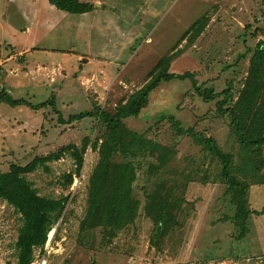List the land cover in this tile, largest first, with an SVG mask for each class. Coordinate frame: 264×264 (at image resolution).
I'll use <instances>...</instances> for the list:
<instances>
[{
	"label": "rangeland",
	"instance_id": "374dc122",
	"mask_svg": "<svg viewBox=\"0 0 264 264\" xmlns=\"http://www.w3.org/2000/svg\"><path fill=\"white\" fill-rule=\"evenodd\" d=\"M100 1L97 14L80 17L55 7L49 10L52 5L48 0H38L31 13L17 11L19 4L28 0H0V90L4 88L14 100L24 99L32 105L51 102L39 110L0 104V173L7 172L11 164L26 165L37 156L69 145L81 147L85 138L93 141L102 137L105 130L97 118L65 124L59 117L67 122L73 115L96 108L114 113L146 83L156 63L175 46L170 72H191L197 85L215 92L232 85L237 93L249 67L250 55L244 54L264 43V0ZM200 18L206 23L202 33L192 41H181ZM27 28L29 33H23ZM25 47L30 49L28 62L46 65L55 61L64 67L65 76L55 75L54 84L37 88L32 81L37 73L24 70L26 60L14 56ZM33 47L36 50L31 51ZM89 59L92 61L85 63ZM102 64L107 65L103 68ZM217 103L218 99L206 103L189 79H173L150 93L148 106L137 117L124 120L129 130L171 154L158 169V154L151 157L135 150L115 154V161L135 165L134 196L142 208L135 225L103 249H97L101 242L98 233L95 244L78 242L88 179L99 158L91 145L84 153L80 176H74L68 188L63 177L76 168L70 151L48 163V171L41 167L26 175L40 196H70L64 219L57 224L58 232L54 228L44 249L35 250L32 264H264V246L255 250L250 245L256 217L249 219L251 236L242 242L235 239L237 231L230 221L234 209L221 161L192 137L178 135L170 119L184 129L193 128L214 138L224 153L233 155L232 173L239 181L250 185L263 182L264 167H249L227 118L217 114ZM159 183L184 188L186 197L179 225L157 250L150 244L154 224L143 207L146 195ZM248 200L253 212L264 203V186L251 187ZM261 222L264 224V217ZM20 226V215L0 199V264H17L15 242Z\"/></svg>",
	"mask_w": 264,
	"mask_h": 264
},
{
	"label": "trees",
	"instance_id": "16d2710c",
	"mask_svg": "<svg viewBox=\"0 0 264 264\" xmlns=\"http://www.w3.org/2000/svg\"><path fill=\"white\" fill-rule=\"evenodd\" d=\"M57 10L71 15H82L94 10V5L82 0H48ZM205 18L198 19L181 37V41H192L198 37L205 28ZM176 47V46H175ZM175 47L171 54L161 58L153 70L148 74V80L129 98L121 102L114 113L98 108L93 111L80 113L69 117L67 122L72 123L85 118L99 119L101 128H104L102 137L91 141L85 138L81 147L69 145L60 148L57 152L46 156H37L26 165L11 164L7 172L0 173V199L12 206L20 215L21 226L15 242L17 250V264H32L36 249H44L48 235L56 228L60 220L64 219V212L70 196L51 199L40 196L37 189L26 178L39 168L49 170L50 162L58 161L66 151H70L75 159V172L63 177L65 188L73 184L74 176H80L84 164V153L88 146L98 152V161L89 176L87 186V204L83 220L78 232V242L81 245L96 243L97 233L101 242L100 249L112 244L119 234L134 226L139 218L142 203L134 196V184L137 181V170L131 162L115 161L117 152L127 155L135 150L138 153L157 156L160 162L156 168L164 167L170 158V150L159 144L129 130L124 120L137 117L149 104L150 93L161 83L173 79H189L196 93L206 103L218 99L216 112L226 117L231 131L236 135L240 148L251 169L264 167L261 155L264 148V43L259 42L253 49H248L245 56L250 55L249 67L242 88L237 93L232 85L221 92L213 88L197 85L195 75L191 72L182 74L170 72L175 58ZM243 55V57H245ZM242 57V58H243ZM237 94V96H236ZM11 107L27 105L33 110H39L50 105L46 101L39 105H32L24 99L14 100L7 91L0 90V104ZM55 108V107H54ZM55 111L58 110L55 108ZM178 135H188L196 143L203 145L204 149L214 155L222 163V176L229 185L230 203L234 209L231 217L239 242L245 241L250 235L249 219L252 214L248 206L250 184L241 182L232 173L233 155L224 153L212 137H206L193 128L184 129L178 121L170 118ZM258 159L260 161H258ZM258 163L259 166H258ZM264 184L263 182H259ZM184 188H174L159 183L155 189L146 195L144 212L154 224L150 236V244L159 250L165 238L179 225L178 215L185 201ZM182 193V194H181Z\"/></svg>",
	"mask_w": 264,
	"mask_h": 264
},
{
	"label": "crops",
	"instance_id": "0c3cea01",
	"mask_svg": "<svg viewBox=\"0 0 264 264\" xmlns=\"http://www.w3.org/2000/svg\"><path fill=\"white\" fill-rule=\"evenodd\" d=\"M37 1L38 0H28V2H22L17 7V11L24 12V10H26V11H30L29 13H31V10H34V8L37 7ZM82 2H84V1H82ZM23 3H25V7H24ZM85 3H89V2H85ZM90 4H93V5L96 4V6H94V10L92 12L86 13V14H82V15H77V16L86 17L89 14H94L95 15V14H97L99 12V8H101V6H102V3H101L100 0H93V1H91ZM49 10H53L54 11V6H50ZM34 14H32V16ZM18 32H20V31H18ZM25 32L29 33V29L27 28L26 30L23 31V33H25ZM29 50H30L29 48L25 47V49H23V51H15L14 56H18L19 55L20 57H23L26 60L24 62V68H25L24 70L29 69L30 71H35L37 73L36 75H34L33 80H32L33 83H34V85L37 88H41V86H44L45 84L47 86H50L51 84H54V82H55V75H57V76L60 75V77L65 76V74H63V73L66 70H64V67L61 66L60 63L55 64V61L52 62V63H46V65H40V63H37L36 64L35 62H32V63L31 62H28V59H27L26 56L28 55ZM32 50H36L35 47H33L31 49V51ZM80 59H81V57L78 59V61ZM91 61H92V59H89L88 62H87V60H85V63L89 64ZM111 62L112 61H109V63H110L109 65L110 66H111ZM27 65H29V66H27ZM104 65H107V64H102L101 66L104 68ZM82 66L84 67V64ZM24 76H26V75H24ZM254 186H256V187L257 186H264V184H262V183H255V184L251 185L250 188L251 187H254ZM261 204L262 205H260V206L254 207V210L252 209L253 212H252V214L250 216L251 218L252 217H256V219L255 218L254 219H255V221L257 223V225H254V227H255L254 228V231L252 232L250 230L251 233H252V237H253V243H250V245L255 250L262 249V247L264 246L263 245L264 241L262 239V236L264 235V224L261 222V218L264 217V203H261ZM251 233H250L249 236H251Z\"/></svg>",
	"mask_w": 264,
	"mask_h": 264
},
{
	"label": "bare ground",
	"instance_id": "6f19581e",
	"mask_svg": "<svg viewBox=\"0 0 264 264\" xmlns=\"http://www.w3.org/2000/svg\"><path fill=\"white\" fill-rule=\"evenodd\" d=\"M64 13V12H63ZM53 233V232H52ZM52 233L50 234V236L52 235Z\"/></svg>",
	"mask_w": 264,
	"mask_h": 264
}]
</instances>
